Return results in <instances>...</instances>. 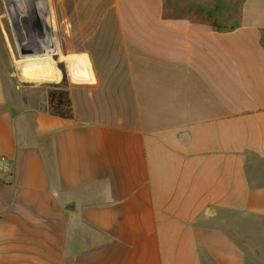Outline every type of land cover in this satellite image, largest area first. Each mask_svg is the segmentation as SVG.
Listing matches in <instances>:
<instances>
[{
    "label": "crops",
    "instance_id": "crops-1",
    "mask_svg": "<svg viewBox=\"0 0 264 264\" xmlns=\"http://www.w3.org/2000/svg\"><path fill=\"white\" fill-rule=\"evenodd\" d=\"M222 1L58 0L71 118L0 62V264H264V0Z\"/></svg>",
    "mask_w": 264,
    "mask_h": 264
},
{
    "label": "rangeland",
    "instance_id": "rangeland-1",
    "mask_svg": "<svg viewBox=\"0 0 264 264\" xmlns=\"http://www.w3.org/2000/svg\"><path fill=\"white\" fill-rule=\"evenodd\" d=\"M10 1V2H9ZM0 0V62L7 65V69L10 73L14 75L16 79H18L22 84H35L37 82H29L22 81L18 75V70L16 67L17 62H23L25 60V56L22 52L26 50L29 51V55L33 56L37 54V49L31 47L32 43L29 45V40L33 42V38L36 41V32L32 30L31 27L27 28L26 31L24 27L25 24H34L35 15H42L43 11L38 9L37 13L32 12L28 13V19L31 21L23 22V14L20 10V5L18 9V5H12L16 2V0ZM34 0H29L32 3ZM197 4V9H208L210 8L212 11L211 18H205L212 22L215 26L220 27H230L236 23L238 17V9L239 2L237 1H222V0H205L203 4L199 0H195ZM18 2V1H17ZM192 2L191 4H193ZM50 4V13H49V21L44 24V32H45V41L44 45L47 48V51L53 60V62L57 63V61L61 58V47L60 41H58L59 53L52 55V43L54 41V28L56 29V37L58 40V32L61 25L64 24L63 18L60 17L61 6L59 5L58 0H49ZM17 8V9H16ZM37 9V8H36ZM203 19V18H202ZM18 21V22H17ZM24 23V24H23ZM29 35V36H28ZM22 45V46H21ZM29 45V46H28ZM30 47V48H29ZM58 64V63H57ZM59 65V64H58ZM49 84L48 82H44Z\"/></svg>",
    "mask_w": 264,
    "mask_h": 264
},
{
    "label": "bare ground",
    "instance_id": "bare-ground-1",
    "mask_svg": "<svg viewBox=\"0 0 264 264\" xmlns=\"http://www.w3.org/2000/svg\"><path fill=\"white\" fill-rule=\"evenodd\" d=\"M9 1V0H7ZM14 0H11V2ZM18 1V2H17ZM10 2V1H9ZM12 5H20V10L23 14V22L28 21V13L36 12L38 9L43 11V14H36L34 19V24H28L24 27L25 31L27 28L31 27L32 30L36 32V41L33 38V42L29 40V45L32 43L33 48L37 49V54L30 56L29 51L22 52L23 55H26L23 62H17L16 67L18 70V75L22 81L29 82H52L56 79L58 75V70L56 69L53 60L51 59L47 48L44 45L45 39V30L44 24L49 21L50 13V4L49 0H34L32 3L29 0H16ZM37 8V9H36ZM17 9V8H16ZM33 14V13H32ZM31 21V20H29ZM28 21V22H29ZM18 22V21H17ZM24 24V23H23ZM29 36V35H28ZM28 45V46H29ZM22 46V45H21ZM30 48V47H29Z\"/></svg>",
    "mask_w": 264,
    "mask_h": 264
},
{
    "label": "trees",
    "instance_id": "trees-1",
    "mask_svg": "<svg viewBox=\"0 0 264 264\" xmlns=\"http://www.w3.org/2000/svg\"><path fill=\"white\" fill-rule=\"evenodd\" d=\"M62 72V81L59 84H47V103L51 114L63 118L72 117L71 102L66 90V77L63 66L58 65Z\"/></svg>",
    "mask_w": 264,
    "mask_h": 264
},
{
    "label": "built area",
    "instance_id": "built-area-1",
    "mask_svg": "<svg viewBox=\"0 0 264 264\" xmlns=\"http://www.w3.org/2000/svg\"><path fill=\"white\" fill-rule=\"evenodd\" d=\"M11 171L10 164L4 159H0V174H8Z\"/></svg>",
    "mask_w": 264,
    "mask_h": 264
}]
</instances>
